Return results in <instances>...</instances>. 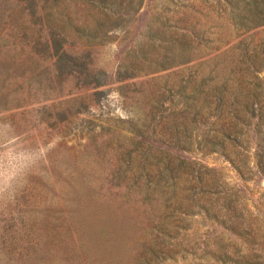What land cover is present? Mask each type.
Here are the masks:
<instances>
[{"label": "trees", "instance_id": "trees-1", "mask_svg": "<svg viewBox=\"0 0 264 264\" xmlns=\"http://www.w3.org/2000/svg\"><path fill=\"white\" fill-rule=\"evenodd\" d=\"M201 2L204 8L185 6L194 13L210 9L225 13L236 30L250 31L264 25V0ZM142 3L0 0V46L13 55V60L25 55L41 63L42 69L34 76L35 93L43 95L40 100L73 95L87 86L102 85L105 73L96 66L94 48L111 43L118 35L125 42ZM158 22L157 27L149 25L141 39L122 50L117 67L121 78L184 66L207 55L203 45L208 29L197 19L190 21L183 14L175 23L169 18ZM226 61L225 56H219L208 62L215 68ZM246 69L252 81L246 82L245 89L227 90L229 78H225L221 86L204 93L202 86L217 74L203 76L192 95L184 97L178 117L169 122V116L160 126L164 135L160 138L153 137L154 127L144 136L149 121L136 113L144 125L135 126L134 140L136 147L145 148L144 157L124 193L134 201L136 229L145 237L132 259L134 264H264V72L259 78L261 70L255 62ZM4 83L9 86L8 80ZM2 101L5 109L21 105L18 100L8 101L6 95ZM70 101L76 102L74 97L65 102ZM66 112L71 114L73 109L68 107ZM147 117L153 121L154 111ZM210 155L230 165L240 187L226 182L223 174L201 162ZM194 216L221 233L214 237L216 246L210 244V238L199 246L185 231L181 234V229L190 226L188 218ZM227 233L247 249L220 242ZM51 247L37 237L34 244H27L23 259L45 262L52 254ZM81 253V245L75 244L74 252L66 258L80 262Z\"/></svg>", "mask_w": 264, "mask_h": 264}, {"label": "rangeland", "instance_id": "rangeland-1", "mask_svg": "<svg viewBox=\"0 0 264 264\" xmlns=\"http://www.w3.org/2000/svg\"><path fill=\"white\" fill-rule=\"evenodd\" d=\"M185 4L204 8L201 0H143L125 42L118 35L94 48L96 66L105 73L102 85L73 95L40 100L34 76L41 63L25 55L13 60L0 46V264H36L25 262L23 253L37 237L52 245V254L40 264H134L145 237L136 229L134 201L124 193L144 157L145 148L136 147L134 140L135 126L144 125L136 113L149 121L144 136L154 127L153 137L160 138V126L169 116V122L178 117L184 97L192 95L206 74L217 75L202 86L204 93L221 86L225 78L227 90L245 89L252 81L246 69L252 62L261 70L259 78L264 72V25L236 30L227 14L211 9L194 13ZM183 14L208 29L203 45L207 55L184 66L121 78L117 67L122 50L141 39L149 25L157 27L158 20L166 18L175 23ZM219 56H225V64L209 65V59ZM4 95L21 105L5 109ZM70 97L76 102H65ZM68 107L73 113L66 112ZM151 110L155 117L150 122L145 116ZM201 162L223 174L226 182L241 186L221 157L210 155ZM188 220L190 226L181 234L185 231L199 246L208 238L217 245L214 237L221 233L209 223L201 224L198 216ZM220 242L247 249L228 233ZM75 244L82 248L80 262L66 258Z\"/></svg>", "mask_w": 264, "mask_h": 264}]
</instances>
